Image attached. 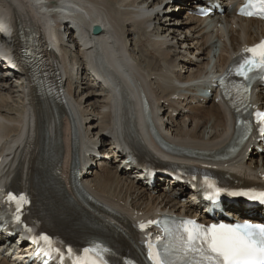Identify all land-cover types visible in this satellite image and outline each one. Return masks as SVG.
Instances as JSON below:
<instances>
[{"label":"bare ground","instance_id":"bare-ground-1","mask_svg":"<svg viewBox=\"0 0 264 264\" xmlns=\"http://www.w3.org/2000/svg\"><path fill=\"white\" fill-rule=\"evenodd\" d=\"M57 1L66 2L0 0V14L11 28L16 62H19L20 37L24 38V34L29 32L27 36L34 38L38 35L40 38L44 26L60 16L52 14L56 7L53 4ZM193 1L67 0L69 8L61 6V11L75 12L85 32L82 49L77 50L76 47V53L70 57L61 47L60 56L55 61L66 84L68 100L59 108L57 115L50 102L38 99L34 92L29 94V107L24 108L21 105L23 99L16 102L3 88V93H0V187H7L16 180L23 190H31L37 154L44 140L53 148V153H59L63 159L62 177L66 178L67 185L72 151L71 121H74L77 133L76 155L96 147V151L105 153L115 139L122 138L150 162L163 158L167 163L172 160L188 163L189 160L172 158L160 152L148 129L141 127L139 116L143 96L150 102L154 129L169 144L191 151H215L227 146L234 133L235 121L226 104L214 102L213 95L206 106H189L181 103L180 99L173 105L172 97L176 93L181 95L185 89L183 84L194 77L205 78L212 70L225 68L233 53L264 36V23L235 16L234 9L226 10L222 16L210 17L209 21L196 18L184 12L192 7ZM160 5L162 7L158 10ZM92 25L102 26L98 35L87 33ZM62 26L64 33H68L70 46L77 45L74 33L67 25ZM128 40L129 45L133 41V46H128ZM46 52L50 54L48 47ZM111 52L115 53L114 58ZM186 55L191 59H186ZM103 57H106L105 61ZM86 61L95 64L96 69L102 68V74L110 72L106 75L109 81L107 89L103 86L98 89V85L99 91L95 92L93 75L89 74L87 80L82 76L86 74ZM120 63L127 65V70L119 68ZM178 65L182 68L180 71L176 70ZM78 69H81V82L74 86ZM76 87L78 89L75 90ZM255 97L258 107L264 108V95L259 92ZM183 108L187 109L186 113ZM175 112L177 116L172 117ZM179 118L183 121L181 126ZM249 144L238 152L236 157H240L235 163L247 169L251 164L263 168V155L256 157L255 154L247 162L241 161L244 159L243 149ZM92 172L93 176H87L82 184L96 203L90 204L81 198L77 203L87 208L85 211L95 222L104 224L107 220H116L120 225L116 233L126 245L136 243L138 235L132 223L139 217L153 216L161 209L176 207L196 213V210L169 199L164 192L155 194L139 180L130 178L112 165L94 168L88 175ZM72 189V186L67 187L68 191ZM61 190L64 192L63 187ZM62 197L67 199L66 195ZM0 264L8 263L1 258Z\"/></svg>","mask_w":264,"mask_h":264},{"label":"snow or ice","instance_id":"snow-or-ice-1","mask_svg":"<svg viewBox=\"0 0 264 264\" xmlns=\"http://www.w3.org/2000/svg\"><path fill=\"white\" fill-rule=\"evenodd\" d=\"M248 3L252 4L253 8L259 6L261 14H264V0H256V3L248 0ZM241 14L251 16L254 12L242 8ZM244 51L251 55L246 56L234 72L243 80L251 81L255 79L254 73L264 74V41ZM248 87L233 85L242 102L246 99L244 94L248 92ZM225 95L231 96L227 88H225ZM254 115L257 122L264 126V112H256ZM220 191L217 189L210 198L215 199ZM229 195H246L249 199L264 202V192L259 195L249 193H229ZM8 198L17 202L18 211L20 205L27 202L25 197H16L12 193L8 194ZM140 227L143 229L145 225L142 224ZM181 228L182 232L176 242L161 238L156 243H147L148 259L151 264H264V224L245 222L243 224H212L205 227L194 221H184ZM164 231L168 234L167 229ZM41 241L45 245L46 255L55 251L63 262L64 253L53 247V241L49 236L41 235L33 242ZM107 251L108 249L96 244L91 248H85L83 255L74 253L71 248H68L67 253L72 264H108L104 258V253Z\"/></svg>","mask_w":264,"mask_h":264},{"label":"rangeland","instance_id":"rangeland-1","mask_svg":"<svg viewBox=\"0 0 264 264\" xmlns=\"http://www.w3.org/2000/svg\"><path fill=\"white\" fill-rule=\"evenodd\" d=\"M165 9V8H164ZM128 43L130 44V41L128 40ZM128 44V45H129ZM131 44L132 45H130L129 47H131V46H133V41H131ZM67 54H68V52H67ZM139 57H140V55H139ZM186 59H191V57L189 56V55H186ZM180 62H183V60H181ZM177 64H179V63H177ZM180 65H178V67H176L177 68V70H179L180 69V67H179ZM182 69V68H181ZM78 89V88H77ZM94 89H97V88H94ZM95 92H97L96 90H95ZM82 95V94H81ZM17 104H19V103H17ZM180 119V118H179ZM178 119V124H179V126H181L182 124H183V122L181 121V120H179ZM182 123V124H181ZM181 124V125H180ZM264 159V158H263ZM90 174H92L91 176H90V178L93 176V172L92 173H90Z\"/></svg>","mask_w":264,"mask_h":264},{"label":"water","instance_id":"water-1","mask_svg":"<svg viewBox=\"0 0 264 264\" xmlns=\"http://www.w3.org/2000/svg\"><path fill=\"white\" fill-rule=\"evenodd\" d=\"M99 31H100V27H99V26H95V27H94V32L97 33V32H99ZM256 157H258V156H256Z\"/></svg>","mask_w":264,"mask_h":264}]
</instances>
